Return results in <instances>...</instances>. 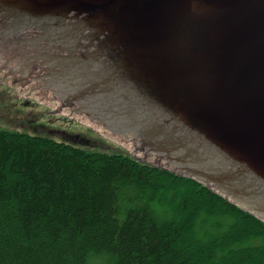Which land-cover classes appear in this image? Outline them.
<instances>
[{
	"label": "water",
	"instance_id": "95a60500",
	"mask_svg": "<svg viewBox=\"0 0 264 264\" xmlns=\"http://www.w3.org/2000/svg\"><path fill=\"white\" fill-rule=\"evenodd\" d=\"M0 61L264 221V0H0Z\"/></svg>",
	"mask_w": 264,
	"mask_h": 264
},
{
	"label": "trees",
	"instance_id": "16d2710c",
	"mask_svg": "<svg viewBox=\"0 0 264 264\" xmlns=\"http://www.w3.org/2000/svg\"><path fill=\"white\" fill-rule=\"evenodd\" d=\"M0 264H264V222L129 154L0 130Z\"/></svg>",
	"mask_w": 264,
	"mask_h": 264
},
{
	"label": "rangeland",
	"instance_id": "374dc122",
	"mask_svg": "<svg viewBox=\"0 0 264 264\" xmlns=\"http://www.w3.org/2000/svg\"><path fill=\"white\" fill-rule=\"evenodd\" d=\"M0 130L51 137L88 150L129 154L143 163L172 169L156 155L141 152L139 143L128 142L129 135L113 132L10 75L1 61Z\"/></svg>",
	"mask_w": 264,
	"mask_h": 264
}]
</instances>
